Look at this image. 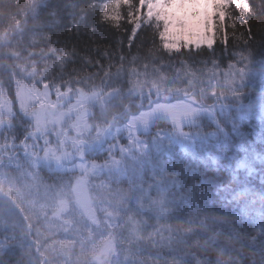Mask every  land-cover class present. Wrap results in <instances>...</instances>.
<instances>
[{
  "label": "trees",
  "instance_id": "1",
  "mask_svg": "<svg viewBox=\"0 0 264 264\" xmlns=\"http://www.w3.org/2000/svg\"><path fill=\"white\" fill-rule=\"evenodd\" d=\"M151 1L112 5L120 23L117 29L103 21L107 4L101 0H0V75L9 80L20 73L30 76L37 69L56 82L52 53L60 49L107 63L103 53L115 73L123 55L122 85L128 83L137 95L194 92L197 99L202 96L213 103L216 98L230 105L217 104L210 114L195 120L193 129L185 132L193 142L180 138L169 146L173 157L159 161L161 178L146 172L153 188L149 201L154 211L163 194L179 193L181 201L163 209L164 223L159 224L184 243L180 245L199 244L198 250L208 233L221 235L219 244L208 247L215 254L199 252V263H225L221 242L236 244L250 257L255 252L246 245L254 244L253 219L264 216V0H227L216 15L203 16L201 26L208 30L215 26L218 41L227 25L228 43L218 42L199 53L162 49L156 33L163 25L158 17L150 18L157 8L147 6ZM130 19L142 28L132 47L121 49L118 42L127 44L133 30ZM233 70L237 82L225 88ZM238 79L244 83L238 84ZM251 95L254 101L247 105ZM151 156L149 152L140 161L143 166ZM139 208L146 213L144 203Z\"/></svg>",
  "mask_w": 264,
  "mask_h": 264
},
{
  "label": "snow or ice",
  "instance_id": "2",
  "mask_svg": "<svg viewBox=\"0 0 264 264\" xmlns=\"http://www.w3.org/2000/svg\"><path fill=\"white\" fill-rule=\"evenodd\" d=\"M164 2L165 0H153V3L157 4V9L150 14V18L151 16H155L159 13V4ZM106 7L107 10L102 13L103 21L111 22V25L118 29L120 27V23L116 12L113 11L111 5H107ZM143 11L144 9H141V12ZM158 18L162 22L163 26L158 27L156 35L160 46L167 53H180L182 50L195 51L199 53L201 49L212 50L218 42H222L225 45L228 43L227 25L223 28V39L218 41V34L215 26L208 30L206 27H202L191 22V20L174 19L164 13H160ZM120 19H122V17ZM128 23L133 25V30L128 34L127 44L118 42L121 49L125 47L130 49L136 39L137 32L142 28V26H137L131 19L128 20ZM52 55L56 58V62L54 64V69L56 71L53 79L58 81L57 92L60 95H64V93L61 92V85L68 86L81 82L85 83L87 81L94 80L95 77L101 74L103 75L105 81L112 80V84L116 85V80L113 78H118L120 76L124 60L123 55H121V67L116 68L115 73H113L111 60L107 56H104L103 53L101 55L104 60L108 61L107 63L102 62L100 59L93 62L86 57L78 56L74 50L68 52L64 49H60L59 51H53ZM77 61H79L78 67L75 66L77 65ZM89 69H95V71H89ZM132 74L137 75L135 69H133ZM68 90L71 92L73 88L69 87ZM78 90L79 89L77 88V91ZM113 94L120 95V88L114 87ZM222 94L224 93L221 92L220 95ZM213 95L216 96L217 94L214 92ZM22 97L27 100L35 98L31 93H22ZM52 107H54V105ZM198 107L200 106L160 105L155 111L143 114L135 123L138 124L146 122L152 117L154 112L166 113L174 122L179 123L183 118L191 116L195 111H197ZM38 116H43V113L38 114ZM106 130L107 129H102V131ZM86 131V127H77V132ZM97 138H99V136H97ZM80 147L81 144L79 142L74 141L72 143L73 152H79ZM68 155L71 156V153ZM80 156L84 159V153H80ZM93 167H95V165H93ZM107 197V202L110 203L113 211L107 213L106 217L100 219L97 218L95 211L93 210L92 203L89 202L87 198H79V203L82 209L81 218L85 219L86 214L85 220H87L92 227L95 228L102 226L107 234L101 251V256L103 257L102 264H111V261L113 260H115L116 264H144L143 261H132L131 257L133 253L131 247L125 248L123 244L124 241H136L141 238V224L135 219V215H126L127 209L122 198L112 195L111 193H108ZM65 208L66 204L63 200H61L60 204L56 206V215H60L64 212ZM105 211L107 212L106 209ZM121 213H124L127 217L124 220V224L120 223ZM108 221H111V223ZM125 226L127 228V236L122 235V230ZM118 246L120 251H118Z\"/></svg>",
  "mask_w": 264,
  "mask_h": 264
},
{
  "label": "rangeland",
  "instance_id": "3",
  "mask_svg": "<svg viewBox=\"0 0 264 264\" xmlns=\"http://www.w3.org/2000/svg\"><path fill=\"white\" fill-rule=\"evenodd\" d=\"M166 2H167V0H166ZM166 2L162 3V5H164V6L159 7V13H157V15H155L156 17H159L160 13H164L165 15H168L174 19H181L182 18V19H186V20H191V22H193L199 26H201V23L204 19L203 16L216 15L222 7L226 6V4H224L225 2L222 0H169L168 4ZM149 5H150V7L154 6V4L152 2L148 3L147 6H149ZM236 74H237L236 70L229 72V84L226 83L225 88L230 87V86L232 87L233 82H237ZM161 93L163 94V92H161ZM83 94H84V92H83ZM79 101L80 100H77V99L72 100L73 103L74 102L79 103ZM166 101H165V99H162V102H160L158 104L157 103L149 104L150 106L148 108V111L142 113V115L145 113L155 111L160 105H166V106L191 105L193 107L200 106L199 103H196L197 101L193 97L191 99H184L181 101L176 100V101H172L170 103L165 104ZM6 108H11V104L9 107L0 106V120L3 116H5L6 113L3 111V109H6ZM203 111H205V110L202 107H198L197 111H195L191 116L183 118L179 123L174 122L171 119V117L168 116L166 113L154 112V114L152 115V117L149 120H147L146 122H142L141 124H143V126L146 129H149L148 126H149L150 120L156 119L155 121H160V120L168 121L172 124H176L175 125L176 127L181 128V127H184L185 125L191 124L193 119L200 117L203 114L202 113ZM52 118L55 120V124H57V127H59L61 125V123L58 119H56V118H58V116L54 113V114H52ZM138 120H136V121H138ZM0 123H1L0 124V127H1L2 123H4V121L1 120ZM81 127L87 128V123L81 124ZM81 136L82 135L76 136V140L78 142H81L80 139L78 138ZM134 138L136 139L135 136H134ZM133 141L137 142L138 140H133ZM94 143H96V142H94ZM80 211L82 214L81 208L78 212H80ZM85 216H86V214H85ZM54 224L57 225L58 222L56 221ZM62 227H63V225H62ZM65 232H61V233H65Z\"/></svg>",
  "mask_w": 264,
  "mask_h": 264
},
{
  "label": "bare ground",
  "instance_id": "4",
  "mask_svg": "<svg viewBox=\"0 0 264 264\" xmlns=\"http://www.w3.org/2000/svg\"><path fill=\"white\" fill-rule=\"evenodd\" d=\"M247 249L253 250L256 248V245L251 244V245H246Z\"/></svg>",
  "mask_w": 264,
  "mask_h": 264
}]
</instances>
